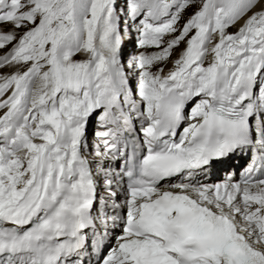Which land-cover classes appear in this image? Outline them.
<instances>
[{
	"label": "snow or ice",
	"instance_id": "1",
	"mask_svg": "<svg viewBox=\"0 0 264 264\" xmlns=\"http://www.w3.org/2000/svg\"><path fill=\"white\" fill-rule=\"evenodd\" d=\"M122 17L139 47L172 38L126 70ZM0 23L12 25L0 30V49L12 45L0 68L24 67L0 75V98L10 92L0 99V264H83L89 240L96 264H264V0H0ZM185 40L173 70L151 71ZM137 70L139 100L128 79ZM100 109L96 171L114 209L113 183L127 178L126 218L108 215L103 196L92 214L96 181L82 148ZM249 148L239 181L226 170L223 182H192ZM105 159L122 160L120 171ZM110 225L122 233L103 255Z\"/></svg>",
	"mask_w": 264,
	"mask_h": 264
},
{
	"label": "bare ground",
	"instance_id": "2",
	"mask_svg": "<svg viewBox=\"0 0 264 264\" xmlns=\"http://www.w3.org/2000/svg\"><path fill=\"white\" fill-rule=\"evenodd\" d=\"M118 2H121V0H118ZM126 4H124L125 6ZM118 7H120L118 4H117ZM122 6V7H124ZM259 7L260 5L258 4L256 8H254L252 11H256V10H259ZM189 8V7H188ZM187 8V9H188ZM186 9V10H187ZM185 10V11H186ZM247 15H251V12H249ZM246 18V17H245ZM243 20L239 21L235 26H232V27H229L226 31L228 33H234L235 31L238 30V27L240 26V24H242ZM122 23H123V20H122ZM131 24V21L129 22ZM134 26L131 28L130 32L128 35H124V32L121 33L122 35H124V39H123V42H122V46H121V62L125 61L124 59L126 57H128L130 55V53H132V51L134 50V47L136 45V50H137V42L135 40V30L133 29ZM12 29V25L9 24V23H0V30L2 31H8ZM123 29V24H121V31ZM24 31L23 28L19 29L17 31V36H19V34H21L22 32ZM195 32V30H192L190 33H189V36L193 35ZM173 35H178L177 34H173ZM172 36L170 35H166V37L164 38V41H165V44L167 42L168 39H171ZM187 39V38H186ZM165 44L160 47V48H163L165 46ZM11 44L7 45L6 47H4L3 49H0V55H2L4 52H7L10 48H11ZM186 47V40L181 42V44L178 46V47H175L172 51V55L171 57L167 60V61H163V62H159V63H156L154 64L153 68H156L158 67L159 68H163L164 71L161 73V75H167V73L171 70L174 69V65L172 63L173 60L177 59L179 57V53ZM157 49V48H148V47H145L143 48L142 50L146 53H152V52H155V51H159L160 50ZM128 53V55H127ZM76 60H81V59H86V55L84 54H77L75 57H74ZM208 58H211V55L208 56ZM206 67V65H204ZM23 66L21 65H13V66H10V67H3V68H0V75H5V74H11L13 71H16L17 69H19L20 71L21 68ZM127 68V66H126ZM127 70V69H126ZM136 73V72H135ZM135 73L133 72H129L128 74V77H131V78H134L135 76ZM10 94L9 93H6L5 94V97H2L0 99H3V98H6V96ZM195 101H193L191 103V105L194 106V103ZM3 112V110L1 109L0 110V114ZM136 122V121H135ZM95 134V119H94V122L92 123V128L90 129L89 131V135H88V138L86 136V146L82 148V152L84 154L85 157L88 158V160L90 161V167L91 169L94 171L95 170V175H94V179L98 182V183H101L102 184V180H103V176L104 174L103 173H97L96 169H97V160L99 159L98 157H96L95 155V152H96V149H95V146L92 142H100V145L102 143L101 140H99L98 138H93V135ZM103 146V145H102ZM94 150V151H92ZM100 151L102 152V148L100 149ZM234 159V158H233ZM233 159H230L225 165L226 168L230 167V165H232V161ZM239 158H236V161L238 160ZM109 162V159H105L104 160V163H103V167L105 169H109L108 167H106V165H104L105 163H108ZM113 170V169H112ZM116 171V170H114ZM222 175H223V172H219L218 173V178H217V182L216 183H219V182H223L222 181ZM201 182V183H205V184H216L214 183L213 181H210V179H205V175H200L198 178H195L192 180V182ZM184 182H188V181H184ZM169 183H180V182H169ZM165 184V183H164ZM161 187H163V184L161 185ZM117 193V196L115 197V202L117 204H120L121 207L119 208L120 210H124V207H123V204H124V201L125 199L127 198L126 196V193L122 190V192H116ZM99 196L100 197H105V200H106V204L108 202H113V200L109 199L108 198V192L105 191V190H101L99 191ZM100 200V199H99ZM109 208V210H111L110 206H107ZM97 213V211H96ZM111 228V225L109 226ZM116 229H113V231H115ZM113 243V240L112 242ZM114 245V244H113Z\"/></svg>",
	"mask_w": 264,
	"mask_h": 264
},
{
	"label": "rangeland",
	"instance_id": "3",
	"mask_svg": "<svg viewBox=\"0 0 264 264\" xmlns=\"http://www.w3.org/2000/svg\"><path fill=\"white\" fill-rule=\"evenodd\" d=\"M117 4L120 6V7H122V6H124V4H125V0H121V2H118V0H117ZM125 8H126V5L124 6ZM197 7H198V4H194V5H192V6H190L186 11H184L183 13H182V17H181V20L179 21V23H178V27H182L183 26V24H184V22H186V20L197 10ZM122 20H123V17H122ZM122 20H121V24H123L122 23ZM232 27V26H231ZM121 33H123V29H122V31H121ZM178 33V32H177ZM177 33H175V34H177ZM136 50V45H135V47H134V50L133 51H135ZM132 51V52H133ZM131 54V53H130ZM127 55H128V53H127ZM131 59V57H130V55L128 56V57H126L124 60L125 61H123L122 62V64L125 66V69H127L126 68V66H127V64H128V61ZM24 67H22L21 68V70L23 69ZM24 70V69H23ZM22 70V71H23ZM97 128H99L98 127V125H97V123L95 124V132H96V130H97Z\"/></svg>",
	"mask_w": 264,
	"mask_h": 264
}]
</instances>
